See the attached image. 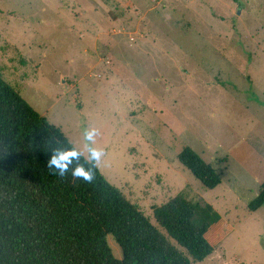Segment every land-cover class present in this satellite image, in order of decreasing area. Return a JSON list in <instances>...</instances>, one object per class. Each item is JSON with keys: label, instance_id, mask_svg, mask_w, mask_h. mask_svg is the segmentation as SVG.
<instances>
[{"label": "rangeland", "instance_id": "1", "mask_svg": "<svg viewBox=\"0 0 264 264\" xmlns=\"http://www.w3.org/2000/svg\"><path fill=\"white\" fill-rule=\"evenodd\" d=\"M0 72L163 233L154 207L212 204L223 230L194 264H264V0H0Z\"/></svg>", "mask_w": 264, "mask_h": 264}, {"label": "trees", "instance_id": "2", "mask_svg": "<svg viewBox=\"0 0 264 264\" xmlns=\"http://www.w3.org/2000/svg\"><path fill=\"white\" fill-rule=\"evenodd\" d=\"M67 146L79 151L0 72V264H194L212 254L224 224L212 204L176 195L154 207L163 233L80 151L91 182L50 169L53 151ZM178 159L205 187L220 184L221 175L190 146ZM263 204L264 181L248 209Z\"/></svg>", "mask_w": 264, "mask_h": 264}, {"label": "clouds", "instance_id": "3", "mask_svg": "<svg viewBox=\"0 0 264 264\" xmlns=\"http://www.w3.org/2000/svg\"><path fill=\"white\" fill-rule=\"evenodd\" d=\"M95 135V129H92L86 134V138L91 140ZM102 155L101 150L94 147H88V157L91 161L97 162ZM80 152L72 148L71 146L56 148L53 154L47 161V166L50 169H54L56 174L63 177L65 174H70L74 178L81 179L85 182H91L93 180V173L90 168H85L80 163Z\"/></svg>", "mask_w": 264, "mask_h": 264}]
</instances>
